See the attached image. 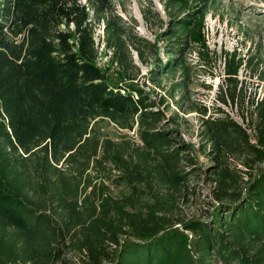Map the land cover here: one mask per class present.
<instances>
[{
  "label": "trees",
  "instance_id": "16d2710c",
  "mask_svg": "<svg viewBox=\"0 0 264 264\" xmlns=\"http://www.w3.org/2000/svg\"><path fill=\"white\" fill-rule=\"evenodd\" d=\"M211 1L163 0L154 77L184 71L187 50L206 59ZM134 27L113 0H0V264H54L65 236L80 264H264V93L249 100L248 117L238 115L244 126L220 108L201 119L214 204L206 218L178 216L192 160L131 82L128 46L148 44ZM98 43L108 66L96 64ZM222 60L216 99L233 103L237 71L250 59L231 51ZM104 118L137 141L100 137ZM111 170L144 184L152 201L143 211L104 192L108 176L93 171Z\"/></svg>",
  "mask_w": 264,
  "mask_h": 264
},
{
  "label": "rangeland",
  "instance_id": "374dc122",
  "mask_svg": "<svg viewBox=\"0 0 264 264\" xmlns=\"http://www.w3.org/2000/svg\"><path fill=\"white\" fill-rule=\"evenodd\" d=\"M113 2L122 18L134 19L133 33L136 37L148 43L145 44L146 47L139 43L128 46L133 66L132 73L135 75L131 82L142 88L154 101V108L159 112L157 126L170 131L174 140L186 144L189 148L187 154L192 164L188 165L192 170L183 187L184 196L177 202L175 214L184 218L191 216L206 218L208 211L212 212L211 205L214 204L211 197L214 182L208 174L212 161L206 152L207 149L203 148L204 143L199 139L201 119L217 115L214 109L220 108L238 123H242L238 115L242 113L248 117L252 109L249 100L259 98L264 93V82L260 79L264 77V0H212L203 19L206 49L202 50L206 59L201 61L192 49L187 50L184 56L186 64L184 71L177 68L171 72L161 73L157 77L149 70L155 62V57L163 59V44L159 37L165 22L163 0H113ZM142 10L147 12V19L143 17ZM96 33H100L99 27ZM96 45V64L100 67L108 66L107 55L103 53L101 44ZM134 48L141 51V57L136 54ZM231 51L250 61L237 71L235 87L237 96L234 102L226 100L222 103L216 99L220 84L222 89L224 88L222 53ZM114 67L111 64L108 71L109 73L112 71L114 73L112 77L118 80L119 72L115 74ZM230 84V88H233V83ZM241 125L244 126L243 123ZM96 126L102 138H109L112 141H137L133 129H121L105 118L98 119ZM247 131L252 133L250 129ZM93 172L97 176H108L104 178V192L122 203H126L129 198L133 203L131 209L135 211H143L152 201L143 183L127 182L120 174H116L115 170L104 174ZM99 178L91 179L95 186V195L98 193ZM173 226L182 231L188 241L191 240V233L184 230L179 223H174ZM67 240L65 236L54 245L53 251L58 250V258L53 261L54 264L81 263L79 254L70 250Z\"/></svg>",
  "mask_w": 264,
  "mask_h": 264
}]
</instances>
